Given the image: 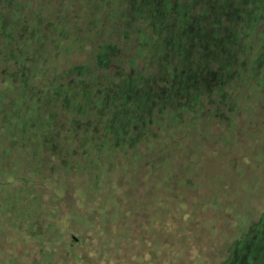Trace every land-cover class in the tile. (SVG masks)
Returning <instances> with one entry per match:
<instances>
[{"label": "trees", "instance_id": "obj_1", "mask_svg": "<svg viewBox=\"0 0 264 264\" xmlns=\"http://www.w3.org/2000/svg\"><path fill=\"white\" fill-rule=\"evenodd\" d=\"M64 1L61 6L59 0H0V132L9 142V147L0 142V159L9 156L12 148H21L14 146H22L23 155L31 159L28 171L36 175H20L0 165V229L13 225L20 238H35L42 249L34 254H42L56 241L65 243V233L75 231L72 219L87 213L86 235L93 242L112 244L110 254L125 239L145 242L147 237L138 234L134 224H150L151 216L177 215L180 210L191 221L210 207L212 225L222 220L224 226L226 216L235 220L241 200L232 194L220 200L223 193L213 188L205 190L208 199L200 208L190 201L197 199L205 179L216 185L221 178L207 170L208 162L203 164V143L213 155L225 153L232 161L253 158L248 145L244 154L234 150L236 139L245 141L252 126L250 117L240 114L251 111V96L239 97L242 85L264 102L262 0ZM106 14L113 25L119 24L116 33L89 24L102 21ZM122 27L127 30V44L134 47L128 52L150 66L158 61L157 73L150 66L125 70L118 63L114 74L103 71L101 78L76 66L53 82L58 68L44 56L45 42L60 54L89 44L96 36L100 41L99 48L93 47L96 63L108 66V50L120 49L114 41H122ZM151 29L158 41L150 37ZM73 34L77 39L67 40ZM65 113L73 116L71 127L65 128L60 118ZM238 127L243 130L238 132ZM182 129L190 133L185 131L181 140ZM262 138L264 134H259ZM255 157L264 160V151ZM56 161L63 162L61 167ZM77 170L88 172L82 173L89 176L86 204L57 219L52 203L69 192L50 190L52 182L46 174L63 176ZM200 175L203 179H198ZM17 183L23 198L11 191ZM39 189L43 192L38 194ZM49 192L45 205L43 195ZM16 197L25 203H21L28 218L25 224L15 218ZM188 225L179 228L183 236L179 234L176 242L188 238L184 231ZM248 226L249 232L239 233L240 256L249 258L245 263L264 264V210ZM72 240L79 238L73 235ZM61 259L71 264L72 257Z\"/></svg>", "mask_w": 264, "mask_h": 264}, {"label": "rangeland", "instance_id": "obj_2", "mask_svg": "<svg viewBox=\"0 0 264 264\" xmlns=\"http://www.w3.org/2000/svg\"><path fill=\"white\" fill-rule=\"evenodd\" d=\"M59 1L61 6L65 5L64 0ZM112 1V3L115 2L114 0ZM79 3L80 2H78L77 5ZM261 3L264 7V0H262ZM107 14H109V12ZM107 14L102 21L95 20V22L93 21L89 24L91 26L93 25L92 27H97L98 30L101 26H104L111 30V33H116L120 29L119 24L113 25ZM65 15L67 16V13H65ZM62 16L64 17V13ZM73 31L75 34L77 30ZM83 31L88 34L87 28ZM126 31L127 30L122 27V41H114L117 43L116 46L120 49H116L114 52L108 50V66L97 65L96 63L97 57L94 48H99L100 42L95 38L96 36H93L91 43L86 45L81 44L73 51L69 49L66 52V50H64L60 52V54L53 47H47L51 46V44L45 42L46 46L44 45L42 52L45 57L54 60L53 64L58 68V71L54 74L55 77L53 82L56 83L58 77L61 78L62 75L69 74L76 66H83L85 71H88L90 74L96 73L101 78L103 77V71H108V74L110 75L114 74V72L117 71L118 63L123 65L122 68L125 70L131 69V67H141L142 69L146 66H150L142 60H137L132 53L128 52L134 47L132 48L127 44L126 40L128 35L124 36ZM131 32L132 31L128 33L130 34ZM89 33L91 34V31H89ZM74 34L70 37L68 36L67 40H76L77 36L74 37ZM150 37L152 40L157 39L155 31L152 29ZM115 39L117 40L116 36ZM41 41L43 43V39H40L39 43ZM108 42L111 43V40L108 39ZM102 43L105 44V42ZM132 60L134 61V65ZM150 61L152 62V60ZM150 67L152 72L157 73L159 68L158 61ZM84 81L87 82L88 79L84 78ZM242 86L239 97H241V99H248L251 96L248 106V110L251 111H248L246 114L243 113L244 115H242V112L240 114L241 116L247 115L250 117V121L252 122L249 123H251L252 126H250L251 133L246 134L248 136L245 141L242 138L236 139L238 146H236L237 149L234 151L235 154H244V147H247L248 145V155L253 158L250 157L248 162L246 161V158H242L241 160L234 158L232 161V158H229L225 153L220 152L213 155L208 144L206 143L205 145V143H203L202 146H204V151L198 149L202 150L201 152L199 151L202 155L205 154L203 157V164L208 162L207 170L214 172L216 175H219V178H221L220 180L218 179L216 185L209 182L208 178L205 179L204 185L201 186L202 191H199L200 194L197 199L193 197V200L190 201L191 205L193 203L195 208H200L207 198L206 191L209 192L213 188V191H216V193H223L220 196V200H223L224 197L227 198L228 195L232 194L237 198L238 202L241 200L240 206L235 202L238 207H240L238 209V214L235 216V220H230L227 218L228 216H226L223 219L224 226H222V220H218L216 225H212L211 222H213L212 215L214 211H212L213 208L210 207H207L203 214L198 212L200 215L198 216L199 219L191 221L189 220L191 218L185 216L184 211L180 210L177 211V215H172L171 213L167 215L166 213H163L157 215V217L151 216L152 222L150 224H143L142 221L134 224V229L138 231V234L147 237L143 240L145 242H140L137 238H133L130 241L125 239V242L118 245L119 248L117 252H112L110 254H108V251L112 244L109 245L105 241L93 242L89 239L88 234L86 235L85 232L87 226L83 221V218L85 220L87 219V213H79L76 220L72 219L75 231L71 232L74 234L68 232L65 233L66 236H68L65 238V243L62 242V240H60V242L56 241L54 248L46 246L44 248L45 250L42 251V254L39 252L34 254L35 250L42 249L41 244H39L35 238H20V232L14 229L13 225H4L3 229H0V249H5L4 251L0 250V264H23V262L26 264H33L35 262H40L41 264H69L64 262V257H72V259H70L71 264L73 261H75V264H249L245 263V261L249 262V258L247 259L246 256H240V254H243V251L241 248L242 244L238 239L240 238L239 233H241V231H250V229H245V227L248 226L250 222L258 221L262 210H264V160L256 161L257 157H255L258 156L259 152L262 154L264 151V149L260 150V146H264V138L258 139L259 134H264V102H260L262 97L256 99L257 95L252 93L251 88H247L244 85ZM60 118L65 121V128L67 126L71 127L73 119L71 113H65L64 116ZM239 124H241V121ZM237 129H239L238 132L243 130L242 127H238ZM182 131L183 132L179 133V139L181 140L183 139V133L185 131L187 134L190 133L185 129H182ZM221 132L222 131L219 130V133ZM215 133H217V129H215ZM0 142L4 143L5 146L9 144L8 140L3 138L1 132ZM61 143L62 142H60V144ZM14 147H21L24 150V148L19 145ZM21 148H15L14 151L12 148L8 154L9 156L1 157L0 165L7 170L14 169V171H18L20 175L27 174L29 176L32 174V176L35 177V173L28 171V168H30L29 166H31V159L27 154L25 156L23 155ZM65 148L66 146H63L64 150ZM56 163L61 167V163L63 162L59 163L56 161ZM81 165L83 167L84 164ZM48 169L51 170V168ZM76 172L78 173L75 174L73 172H68L63 176L57 173L52 174L51 172L46 174L48 178H51L50 180L52 184L49 188L50 190L58 187L69 192L68 197H64V199L59 198L57 201L54 199L55 203H52V207L56 208L51 210H54L59 214L56 216L57 219L62 218L64 213L72 211V209L75 211L77 210L76 208H82L83 205L86 204L85 195L86 191L89 189L87 183V178L89 176L82 173L88 172H84L83 170H77ZM126 176L128 178L130 173H127ZM114 178H118V175L116 174ZM198 179H203V176L200 175ZM23 180H25L24 177ZM114 181L115 180H112V182ZM17 184L11 187L13 188L11 191H15L14 193L16 194L21 193L20 196L23 198L22 186L19 183ZM53 184L55 185L53 186ZM243 184H249L250 186L243 187ZM24 191L29 190L24 188ZM35 192L39 194L43 192V190L41 191L39 189ZM50 194L51 193L49 192L43 195L45 205L49 200ZM213 200L214 199H211V202ZM21 203H24V201H18L16 197L14 203L16 213L15 218L18 216V222L20 224H25V221L28 218L27 214L21 207ZM49 203L50 202H48V204ZM186 223L189 225L184 228V231L187 232L188 238H186L184 242H176L177 239H180L178 236L179 234H181V238L183 236L182 233H180L179 228ZM115 225L116 224L112 226V229L115 228ZM125 225L130 226L129 224ZM248 227L251 228V225ZM73 235L78 236V242L72 240ZM48 240L51 241V239ZM236 240L238 243L237 245L235 243ZM67 255L71 257H66ZM249 256L251 255L249 254ZM61 257L64 259L63 262ZM27 258L29 260H27ZM28 261L31 262L29 263Z\"/></svg>", "mask_w": 264, "mask_h": 264}]
</instances>
